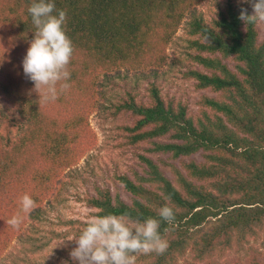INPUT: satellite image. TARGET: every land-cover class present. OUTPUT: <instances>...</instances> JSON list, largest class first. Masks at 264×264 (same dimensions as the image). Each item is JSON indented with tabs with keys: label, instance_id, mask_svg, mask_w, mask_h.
Listing matches in <instances>:
<instances>
[{
	"label": "trees",
	"instance_id": "1",
	"mask_svg": "<svg viewBox=\"0 0 264 264\" xmlns=\"http://www.w3.org/2000/svg\"><path fill=\"white\" fill-rule=\"evenodd\" d=\"M204 1L52 0L53 14L66 12L63 27L74 52L70 87L43 102L22 67L36 31L28 12L34 0H0V113L19 127L14 138L0 135V256L14 240L38 241L49 213L63 200L66 180L78 175L71 170L96 145L89 126L95 112L132 120L119 127L128 145L147 144L148 153L181 160V168L163 162L172 181L160 164L141 155L144 174L119 178L131 204L100 187L85 200L98 210L95 215L140 221L160 220L158 210L166 204L173 209L175 220L161 221L159 229L166 252L140 255L136 264H221L234 244L263 238L264 43L256 23L238 18V0H228L210 21L200 11ZM180 29L195 51L189 61L197 65L187 66L185 78L214 94L201 97L196 114L188 102L163 96L157 84L178 64L168 50ZM126 80L147 82L148 97L132 88L114 98L110 92ZM198 153L203 162L184 160ZM25 194L35 201L30 213L21 211ZM14 215L22 217L18 228L8 224ZM63 226L64 232L52 234L78 236L87 222ZM261 243L264 248V238ZM250 264L264 261L253 256Z\"/></svg>",
	"mask_w": 264,
	"mask_h": 264
},
{
	"label": "rangeland",
	"instance_id": "2",
	"mask_svg": "<svg viewBox=\"0 0 264 264\" xmlns=\"http://www.w3.org/2000/svg\"><path fill=\"white\" fill-rule=\"evenodd\" d=\"M227 1L205 0L200 7V11L210 21L217 16L227 4ZM237 3L240 8L247 9L248 14H252L250 2L246 3L244 0H238ZM256 28L259 43H264V23H256ZM188 39L189 37L183 29H180L175 35L168 54L178 64L166 78L158 80L157 84L163 96L188 102L190 112L196 114L199 110L198 103L201 97L203 95L213 96L214 94L209 90H198L195 87V80L186 79L184 76V72L188 70L187 66L191 64L189 54L195 52L194 49H189ZM226 63L229 64L231 69H234L235 62L233 60ZM191 66L197 68L196 63L191 64ZM147 87V82L136 84L131 80H126L121 81L119 86L110 93L114 98H117L134 88L140 97L146 99L148 97ZM2 107L3 103L0 95V109ZM131 122L132 120L125 117L108 118L98 112L89 117V126L96 136V145L71 170L78 171V175L76 174V177H70L66 180L68 184L64 188L63 200L49 213L47 221L41 227L42 231L39 232V235H36L39 238L38 241H32L29 245L14 240L0 256V264H73L69 252L75 245L73 241H68V239H71L74 235L58 237L52 232H58V234L64 232L67 227L63 224L68 220L87 222L92 215H95L98 210L89 206L85 200L90 196H96L98 187L109 189L114 198L118 196L126 203L131 204L132 195L124 188L119 178L128 177L135 180L136 173L144 174L145 165L140 157L141 155L151 157L160 164L164 174L174 181L175 177L170 167L163 164V162L181 168V160H173L166 154L148 153L146 148H149L150 145L147 144L142 145L140 148L128 145L126 143L127 139L124 138V134L119 127L124 123L130 124ZM0 135L11 136L12 138L18 136L17 121L14 123L10 118L0 113ZM184 160H194L200 163L204 161V158L202 153H198ZM69 170L70 168L66 172ZM262 239H250L247 244H243V247L234 244L225 256L219 258V262L221 264H231L238 261L240 264H250L253 256H256L258 261H264ZM37 245H44V247L38 250ZM190 255L188 254V257L193 261Z\"/></svg>",
	"mask_w": 264,
	"mask_h": 264
},
{
	"label": "clouds",
	"instance_id": "3",
	"mask_svg": "<svg viewBox=\"0 0 264 264\" xmlns=\"http://www.w3.org/2000/svg\"><path fill=\"white\" fill-rule=\"evenodd\" d=\"M244 2L251 3L252 14L241 8L238 18L245 25L264 23V0ZM55 11L52 0H34L28 8L36 31L22 60V67L25 77L33 82L34 90L43 102L55 101L60 92L70 87L67 83L71 78L68 66L74 48L63 27L66 12L60 10L53 14ZM20 207L23 213H30L35 201L25 194ZM158 216L160 220L150 217L140 221L124 214L92 215L82 232L68 239L75 245L69 252L73 264H136L140 255L163 254L169 245L161 236L160 223L171 224L175 213L166 204L158 210ZM21 223L20 215H14L8 221L14 228Z\"/></svg>",
	"mask_w": 264,
	"mask_h": 264
}]
</instances>
